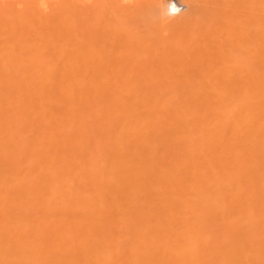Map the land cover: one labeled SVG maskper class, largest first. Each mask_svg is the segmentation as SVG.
Instances as JSON below:
<instances>
[{"label": "bare ground", "instance_id": "6f19581e", "mask_svg": "<svg viewBox=\"0 0 264 264\" xmlns=\"http://www.w3.org/2000/svg\"><path fill=\"white\" fill-rule=\"evenodd\" d=\"M0 264H264V0H0Z\"/></svg>", "mask_w": 264, "mask_h": 264}, {"label": "rangeland", "instance_id": "374dc122", "mask_svg": "<svg viewBox=\"0 0 264 264\" xmlns=\"http://www.w3.org/2000/svg\"><path fill=\"white\" fill-rule=\"evenodd\" d=\"M174 2H176V3H177V0H174ZM179 9H181V8L179 7ZM179 11H181V10H179ZM179 11H178V12H179ZM169 12H170V14H172V12H173V14H172V15H175V14H176V12H175V11H173V10H172V12H171V10H169ZM174 12H175V13H174ZM178 12H177V13H178Z\"/></svg>", "mask_w": 264, "mask_h": 264}]
</instances>
